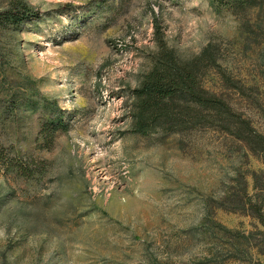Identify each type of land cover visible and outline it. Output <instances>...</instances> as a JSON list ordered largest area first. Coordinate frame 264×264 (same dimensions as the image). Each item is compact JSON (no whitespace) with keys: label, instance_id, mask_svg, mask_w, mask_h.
Returning a JSON list of instances; mask_svg holds the SVG:
<instances>
[{"label":"rangeland","instance_id":"1","mask_svg":"<svg viewBox=\"0 0 264 264\" xmlns=\"http://www.w3.org/2000/svg\"><path fill=\"white\" fill-rule=\"evenodd\" d=\"M24 1L37 15L0 39V264H202L211 219L262 239L222 204L237 178L256 193L254 171L264 187L263 160L214 130L137 132L134 90L159 38L183 60L212 44L258 86L240 111L264 132V33L248 40L222 0Z\"/></svg>","mask_w":264,"mask_h":264},{"label":"trees","instance_id":"2","mask_svg":"<svg viewBox=\"0 0 264 264\" xmlns=\"http://www.w3.org/2000/svg\"><path fill=\"white\" fill-rule=\"evenodd\" d=\"M234 12L245 28L247 39L264 33V0H222ZM37 13L24 0H11V6L0 12V39L10 30H16L35 17ZM159 50L154 56L151 70L143 82L134 90L136 99L135 130L148 134L158 123L175 133L188 130V137L214 130L232 138L251 155L264 162V132L260 131L253 116L240 111L241 103L256 104L258 86L247 85L237 80L219 63L216 47L210 44L199 55L183 60L177 52L159 38ZM211 70L219 74V85L213 90L206 86V77ZM261 81L264 82V63L260 66ZM233 96H238L241 102ZM260 115L264 119V106L260 105ZM256 193H251L247 178L234 181L223 197V209L249 215L256 219L262 228L246 232L211 223L219 227L218 233L211 225L204 236L211 241L213 248L202 264H224L225 261L248 259L251 264H264V187H259V175L252 173ZM210 218V217H208ZM205 222V221H204ZM202 223L204 226L206 223ZM207 226V225H206ZM197 229H192L195 233Z\"/></svg>","mask_w":264,"mask_h":264}]
</instances>
